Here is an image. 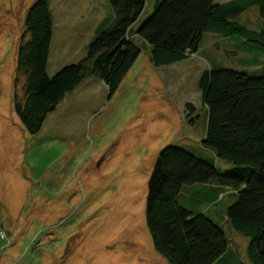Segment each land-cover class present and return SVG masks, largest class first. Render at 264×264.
<instances>
[{"label": "rangeland", "instance_id": "374dc122", "mask_svg": "<svg viewBox=\"0 0 264 264\" xmlns=\"http://www.w3.org/2000/svg\"><path fill=\"white\" fill-rule=\"evenodd\" d=\"M34 1L0 0V264H169L154 250L145 222L147 184L158 154L173 146L201 158L206 110L197 88L200 74L213 68L258 76L263 48L205 33L194 55L154 67L150 46L134 34L152 13L154 0H146L132 34L140 53L115 92L108 96L100 80L88 77L85 87L70 92L41 130L29 135L13 98L23 103L25 79L15 72L16 50ZM65 1L74 4L70 11L59 10L66 28L53 29L45 69L49 77L85 56L97 35L96 20L114 18L106 0L49 3L53 10ZM91 6L94 14H89ZM256 19L253 6L234 21L262 30ZM70 26L77 29L63 35ZM188 103L195 110L190 117ZM216 167L223 173L232 165L217 159ZM192 189L184 188L179 203L220 225L229 249L244 256L248 238L225 216L234 198L226 196L212 208ZM232 264L250 263L243 257Z\"/></svg>", "mask_w": 264, "mask_h": 264}, {"label": "trees", "instance_id": "16d2710c", "mask_svg": "<svg viewBox=\"0 0 264 264\" xmlns=\"http://www.w3.org/2000/svg\"><path fill=\"white\" fill-rule=\"evenodd\" d=\"M106 1L114 13L112 21H102L82 59L51 77L45 72L52 32L48 0H35L27 10L15 71L24 76V98L21 103L14 97L13 109L29 135L41 130L46 116L85 78L100 80L111 96L139 55L131 27L146 0ZM214 1L154 0L150 17L134 32L150 46L154 67L194 55L205 33L240 39L264 50V0ZM253 6L260 18L257 22L263 24L259 31L234 21ZM259 63L255 77L212 68L204 70L197 82L206 110L200 144L218 160L231 164L229 170L221 173L213 158H199L173 146L158 154L147 184L145 222L154 250L169 264H232L238 260L229 256L220 225L179 204L181 191L193 185L232 192L234 203L225 211L227 223L248 238V262L264 264V55ZM186 108L189 117L194 114L192 104ZM213 192L201 199L211 204L217 198V191Z\"/></svg>", "mask_w": 264, "mask_h": 264}, {"label": "crops", "instance_id": "0c3cea01", "mask_svg": "<svg viewBox=\"0 0 264 264\" xmlns=\"http://www.w3.org/2000/svg\"><path fill=\"white\" fill-rule=\"evenodd\" d=\"M215 3H217V4H220V3H224V2H217V0H215L214 1ZM61 3H58L56 6L57 7H53V10H52V8H51V4L49 3V0H48V7H49V11H50V14H51V20H52V32H51V41H50V46H49V53H48V57H49V54H50V47H51V42H52V37H53V29L54 28H57V30L58 31H61V30H64L65 28H66V24L62 21V17H59V15L60 16H62L60 13H59V10H61L60 12H62V11H70L72 8H71V6L74 4L72 1H70V2H68V1H65L63 4H61ZM106 5L105 4H103V3H101V8H103V7H105ZM90 12H89V14H94L95 13V8L94 7H92L91 6V9L89 10ZM59 14V15H58ZM56 17L58 18V20L56 19ZM55 20H56V23H55ZM257 20V19H256ZM101 23H102V20L100 21V20H96V22H95V27L96 26H98L97 28H96V30H95V33H96V31H98V29H99V26L101 25ZM135 25V24H134ZM133 25V26H134ZM133 26L131 27V32H132V30H133ZM94 27V28H95ZM74 29H77V27H68V29L66 30V31H64V34L63 35H65V34H68L70 31H72V32H74ZM62 35V36H63ZM96 37V34H94V36H93V38H91L90 40H89V42H88V44L94 39ZM88 38V37H87ZM230 40V42H237V43H239V44H246V42H244V41H242V40H240V39H229ZM247 43H250V42H247ZM88 44H87V46H88ZM48 57H47V62H48ZM258 59L259 60H261L262 59V57L260 56V57H258ZM135 62V61H134ZM46 65H47V63H46ZM133 65V64H132ZM129 71V70H128ZM48 76V75H47ZM86 82H87V79L85 78L73 91H71V93L72 92H74L76 89H78V88H81V87H85V86H83L84 84H86ZM100 83H102L101 81H100ZM70 92H69V94L67 93L65 96H64V98H63V100L61 101V102H63L65 99H66V96L67 95H70L71 94ZM56 108V107H55ZM45 121V120H44ZM204 136V135H203ZM203 136L201 137V140H202V138H203ZM200 149H199V152H201V156H203V157H209V158H213L214 159V163H216L215 165H217V158L216 157H214V154L211 152V151H209L208 149H206V148H204V147H202L201 145H200V147H199ZM194 186V185H193ZM184 188H193L192 190H190L192 193H193V195L195 196V198L196 199H199V198H201V197H204V196H206V195H208L210 192H212V191H214V192H216L217 191V198L211 203V204H208V207H212L213 208V206H216V205H218L220 202H222V200H223V198L224 197H226V196H230V197H233L234 198V196H232L231 194H232V192L231 191H229L228 189H226V188H217V189H213V190H211V189H208L206 186H204V185H196L195 187H192V186H188V187H184ZM184 190V189H183ZM183 190L181 191V194H180V196H179V202H180V200H182V199H184L185 198V193L183 192ZM213 192V193H214ZM180 204V203H179ZM207 204V203H206ZM182 205V204H181ZM183 206V205H182ZM228 224V223H227ZM228 247V246H227ZM246 248V247H245ZM245 248L243 249V254H244V256H240V255H238L237 254V252L238 251H236V250H234L233 248H230L229 249V247H228V251H229V256L231 255L232 257H233V259H235V260H237V261H239V260H241L242 261V259H243V257H245ZM246 258V257H245Z\"/></svg>", "mask_w": 264, "mask_h": 264}, {"label": "bare ground", "instance_id": "6f19581e", "mask_svg": "<svg viewBox=\"0 0 264 264\" xmlns=\"http://www.w3.org/2000/svg\"><path fill=\"white\" fill-rule=\"evenodd\" d=\"M145 73H146V72H145ZM151 73H152V72H151ZM151 73H150V74H151ZM151 75H152V74H151ZM151 75H150V76H151ZM150 76H149V77H150ZM148 80H149V79H148ZM153 80H154V78H152V81H153ZM149 81H150V80H149ZM155 81H156V80H155ZM155 81H154V82H155ZM154 82L152 83V82L150 81V82H149V85H150V83H152L153 85H154V84L156 85L157 82H155V83H154ZM152 84H151V85H152ZM151 85H150V86H151ZM153 85H152V86H153ZM148 89H149V88H148ZM149 90H151V89H149ZM154 90H155V89H154ZM150 92H151V91H150ZM170 118H171V117H170ZM173 124H174V122H173ZM71 182H72V181H71ZM108 200H109V199H108ZM110 201H111V199H110ZM128 216H129V215H128ZM130 218H131V217H130ZM134 218H135V216H134ZM128 221H129V220H128Z\"/></svg>", "mask_w": 264, "mask_h": 264}]
</instances>
